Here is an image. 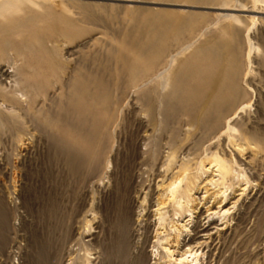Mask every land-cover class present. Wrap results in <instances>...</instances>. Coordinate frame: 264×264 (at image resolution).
Instances as JSON below:
<instances>
[{
    "label": "rangeland",
    "instance_id": "rangeland-1",
    "mask_svg": "<svg viewBox=\"0 0 264 264\" xmlns=\"http://www.w3.org/2000/svg\"><path fill=\"white\" fill-rule=\"evenodd\" d=\"M194 233L264 264V0H0V264H179Z\"/></svg>",
    "mask_w": 264,
    "mask_h": 264
},
{
    "label": "bare ground",
    "instance_id": "bare-ground-1",
    "mask_svg": "<svg viewBox=\"0 0 264 264\" xmlns=\"http://www.w3.org/2000/svg\"><path fill=\"white\" fill-rule=\"evenodd\" d=\"M186 22V21H185ZM179 23V22H178ZM146 47V46H145ZM165 48V47H164ZM163 48V49H164ZM146 49V48H145ZM158 49V48H157ZM161 49V48H160ZM158 51H159V49H158ZM158 54V53H157ZM156 54V55H157ZM160 57V56H159ZM163 57V56H162ZM157 59V58H156ZM192 86H195V83L192 85ZM196 87V86H195ZM193 88V87H192ZM191 88V89H192ZM199 91V89L196 87V88H194L193 89V91H191V92H193L194 93V95L197 93ZM204 91V90H203ZM209 91V90H208ZM203 93V92H202ZM193 95V96H194ZM195 97V96H194ZM193 100H195V98L193 99ZM203 111H202V113L204 112V114L206 115V117H204V119L205 118H207V119H211V118H213V119H215L216 120V118H223L224 116H225V114H226V99H225V97H223L222 96V94H221V92L220 91H217V90H214V89H212L211 91H210V93H206V96L204 97V99H203ZM228 103V102H227ZM199 108V107H198ZM201 108V107H200ZM228 108H230V107H228ZM233 111V110H232ZM229 113V112H228ZM230 114V113H229ZM205 115H203V116H205ZM201 116H202V114H201ZM203 116H202V118H203ZM226 117V116H225ZM224 117V118H225ZM220 119H218V121L220 120ZM206 120V119H205ZM222 120V119H221ZM207 121V120H206ZM209 121V120H208ZM193 178V177H192ZM177 181H179V178H176V180H174V182L169 186L170 187V191H169V193H170V195H171V198H174L175 200H177V194L179 195V197L178 198H181V200L182 199H186V203H190L191 201H190V196H188L189 195V193H190V191H191V189L189 188V187H187L186 189H183V188H185V187H183L182 188V190L180 189L179 191H177V188H175V186H176V183H177ZM192 181V180H191ZM191 181H189V185H191ZM187 182H188V180H187ZM186 182V183H187ZM188 185V186H189ZM173 199V200H174ZM174 200V201H175ZM160 203H162V202H160ZM162 204H165L164 202L162 203ZM162 204H160V205H162ZM175 204H176V206H177V208L179 209V211H181V212H183V207H182V205L180 204V201H178V202H175ZM176 211V210H175ZM178 213V212H177ZM177 215V214H176ZM163 219V216H162V218H161V220ZM163 221V220H162ZM163 224L164 223H162L161 225L163 226ZM175 225V224H174ZM196 230V229H195ZM200 230V229H199ZM195 232V231H194ZM198 232V231H197ZM198 235H197V233H194V237L189 241V242H187L184 246H186V247H189V249H188V251H185V252H183V253H181L180 254V256H179V258L178 259H176V261L177 262H179V264H197V262L199 261V259H198V256H196L197 255V251H198V249L199 248H197V249H195V247H192V245L196 242V240L198 239V237H197ZM177 238V237H176ZM200 240V239H199ZM199 242V241H198ZM176 243L179 245V240L177 239L176 240ZM184 244V243H183ZM199 244V243H198ZM195 245V244H194ZM193 245V246H194ZM196 245H197V243H196ZM200 245V244H199ZM201 247V246H200ZM184 248V247H183ZM182 248V249H183ZM193 257V258H192Z\"/></svg>",
    "mask_w": 264,
    "mask_h": 264
}]
</instances>
